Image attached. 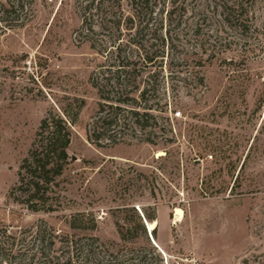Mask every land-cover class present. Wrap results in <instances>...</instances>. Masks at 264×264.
Wrapping results in <instances>:
<instances>
[{
  "label": "rangeland",
  "instance_id": "obj_1",
  "mask_svg": "<svg viewBox=\"0 0 264 264\" xmlns=\"http://www.w3.org/2000/svg\"><path fill=\"white\" fill-rule=\"evenodd\" d=\"M19 1L0 24V237L11 264H264V0H240L230 22L218 0H149L139 15L129 0ZM135 45L163 52L162 68L145 69L148 87L142 70L129 77L134 103L116 111L100 94L117 97L114 56ZM75 98L84 107L69 159L32 212L16 192L19 167L41 121ZM130 111L154 119L140 128ZM160 210L153 238L141 215L157 229Z\"/></svg>",
  "mask_w": 264,
  "mask_h": 264
},
{
  "label": "trees",
  "instance_id": "obj_2",
  "mask_svg": "<svg viewBox=\"0 0 264 264\" xmlns=\"http://www.w3.org/2000/svg\"><path fill=\"white\" fill-rule=\"evenodd\" d=\"M0 0V24L7 25V21L17 14L19 10L23 9L22 5H20L19 0ZM101 4L102 0H98ZM131 6L135 7L136 15H139L143 8H148L149 0H129ZM98 2V3H99ZM93 6L90 4L88 9ZM140 6V7H139ZM213 8L215 10H219L220 13L224 16V21H231V14L238 12V18L243 15V5L240 0H236L235 2H231L228 0H218L217 2L213 1ZM211 6V7H212ZM137 8H139L137 12ZM149 13H152L151 11ZM173 11L167 12L168 20L171 22V15ZM234 17V15H233ZM233 19L240 26L244 27L239 21V19ZM4 28L6 26H3ZM0 26V32L3 29ZM131 44V43H130ZM119 47V45H118ZM116 48V50L118 49ZM137 50L138 54H122L121 51L116 52L114 56V68L113 72V80L114 85L116 86L117 97L109 98L108 96H103L100 94V99L106 102L114 103L116 111H124L121 106H125L129 101L134 103V99H129L127 97L126 92L127 89V81L129 77H133L136 79L138 75L136 73L144 75L146 74V80L144 83L148 87V82L154 78V73H151V70L145 69H161L162 66V53L157 54H148L142 45L134 46ZM161 54V55H160ZM136 56L138 58H136ZM137 59V60H136ZM161 59V60H160ZM107 71H111L108 69ZM146 71V72H145ZM141 75V74H140ZM110 78L106 79V82H110ZM101 92L100 89H98ZM147 92V88H143L140 92L139 96L141 100H144V95ZM126 95V96H125ZM75 106L68 105L67 107H58L61 115L59 113H51L48 117L43 119L40 123L38 132L36 134V138L32 148L30 149L28 156L22 161L19 172H18V182L16 192L19 197L22 199V204H24L27 209L32 212H36L39 210V207H43L47 205V194H48V186L51 185V182L58 177L62 171L64 165L67 163L69 157L67 154V149L71 140V127L76 124L78 116L81 110L84 107V101L75 98L73 100ZM105 105V104H103ZM112 107V105H108ZM102 110H100L101 112ZM130 113L137 118V125L141 128L144 127L140 125L138 119L145 118L147 120H153V116L149 114H139L138 111H130ZM101 119V118H99ZM104 125L111 127L114 125V121L104 120L102 119ZM100 136L97 135L96 138ZM143 217V218H142ZM141 219L144 221L152 222L155 219L149 218L145 215H142ZM145 235V232H142ZM155 232H152V237L154 238ZM3 242L0 237V264H11L12 263V255H8L5 252V248H3ZM244 263L246 261H243Z\"/></svg>",
  "mask_w": 264,
  "mask_h": 264
},
{
  "label": "bare ground",
  "instance_id": "obj_3",
  "mask_svg": "<svg viewBox=\"0 0 264 264\" xmlns=\"http://www.w3.org/2000/svg\"><path fill=\"white\" fill-rule=\"evenodd\" d=\"M182 218H183L182 211L180 209H176L175 210V220H174V223L179 222ZM156 226H157V222L156 221H152L148 225L149 231L155 230L156 229Z\"/></svg>",
  "mask_w": 264,
  "mask_h": 264
},
{
  "label": "crops",
  "instance_id": "obj_4",
  "mask_svg": "<svg viewBox=\"0 0 264 264\" xmlns=\"http://www.w3.org/2000/svg\"><path fill=\"white\" fill-rule=\"evenodd\" d=\"M162 214H163V212H162V210H160V219H158V221H159L158 226H160V228L157 227V229L154 230L153 232H161L162 231V228H161V226L163 225V222H162V220H163V217L162 216L163 215Z\"/></svg>",
  "mask_w": 264,
  "mask_h": 264
},
{
  "label": "built area",
  "instance_id": "obj_5",
  "mask_svg": "<svg viewBox=\"0 0 264 264\" xmlns=\"http://www.w3.org/2000/svg\"><path fill=\"white\" fill-rule=\"evenodd\" d=\"M174 115H175L174 117L177 118V117H180L181 114H180V112H177V113H175ZM141 217H142V215H141ZM142 218H143V217H142ZM143 221H144V219H143Z\"/></svg>",
  "mask_w": 264,
  "mask_h": 264
},
{
  "label": "water",
  "instance_id": "obj_6",
  "mask_svg": "<svg viewBox=\"0 0 264 264\" xmlns=\"http://www.w3.org/2000/svg\"><path fill=\"white\" fill-rule=\"evenodd\" d=\"M144 223H145V221H144ZM149 233V235H150V232H148Z\"/></svg>",
  "mask_w": 264,
  "mask_h": 264
}]
</instances>
